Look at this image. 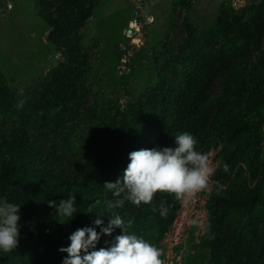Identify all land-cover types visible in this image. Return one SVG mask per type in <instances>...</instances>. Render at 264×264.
<instances>
[{
  "label": "rangeland",
  "instance_id": "1",
  "mask_svg": "<svg viewBox=\"0 0 264 264\" xmlns=\"http://www.w3.org/2000/svg\"><path fill=\"white\" fill-rule=\"evenodd\" d=\"M43 2L40 9L55 22L44 19L37 0H0V80L14 95L8 120L0 118V144L3 138L20 139V129L25 130L44 182L52 175L63 179L79 176L80 165L99 173L118 150L115 136L126 138L142 118L137 105L144 99V92L158 86V74L167 64L172 67L167 78L170 93L160 103L158 114L171 116L182 101L183 83L218 65L222 51L230 45L225 38L219 43L206 40L205 35L218 21L228 38L243 50L236 64L230 63L228 69L213 76L204 93L203 103L211 104V116L243 83L248 82V92L255 86L264 95V0ZM245 30L250 32L249 40L238 38L247 35ZM56 33L69 37L70 51L54 44ZM69 54L74 61L88 66L77 88V106L59 115L58 109H51L47 94L54 85L53 67L68 61ZM20 102L22 106H18ZM143 114L148 115L145 111ZM252 115L257 117L261 136L254 151H258L261 161L264 103ZM196 149L208 156L215 170L206 190L187 202L180 201L170 229L159 244L164 264H224L214 253L223 255L227 247L218 245L211 250L204 236L209 194L217 183L220 146L205 149L200 145ZM237 167L224 173V185ZM118 178L109 174L104 182ZM123 196H114V200ZM251 227L264 241V215ZM60 230L65 229L50 227L52 235ZM29 253L28 246L8 253L0 251V264H26Z\"/></svg>",
  "mask_w": 264,
  "mask_h": 264
},
{
  "label": "trees",
  "instance_id": "2",
  "mask_svg": "<svg viewBox=\"0 0 264 264\" xmlns=\"http://www.w3.org/2000/svg\"><path fill=\"white\" fill-rule=\"evenodd\" d=\"M39 11L45 20L55 22L40 9L43 0H37ZM83 4V3H82ZM240 35L250 39V32ZM206 40L219 43L222 38L230 42L224 48L218 65L211 66L203 75H197L183 83V96L179 107L171 116L160 117V103L170 93L167 78L172 67L167 64L158 74L160 83L151 91L144 92V99L137 105L142 118L137 121L126 138L115 136L117 152L107 164L100 167L99 173L79 166L80 174L72 179L50 176L47 182L37 170L39 160L33 154V146L27 142L25 130L20 129V139H2L0 144V200L20 205L18 246L30 248L26 264H62L67 253L59 251L70 243L69 235L80 227H96L93 221L100 215L104 226L108 220L119 215L125 223L133 220L130 234L151 242L159 248L171 226V218L180 201L166 192H157L151 204L135 206L125 200L123 207L109 209L106 201H115L111 191L106 190L104 180L109 174L121 177L129 163V153L145 148L174 147L175 136L188 132L196 140L198 148L218 147L219 163L215 171L217 183L209 194L208 214L205 224V245L211 250L218 245L227 247L223 255L214 253V257L224 264H264V241L257 238L251 224L264 215V160H259L254 149L261 141L257 117L253 111L260 109L264 95L255 86L248 92L247 83L238 87L229 102L221 103L212 114L211 104L203 103L204 93L215 74L228 69L230 63L236 64L238 54L243 50L240 44L228 38L223 32L220 21L206 35ZM204 36V37H205ZM205 40V39H204ZM205 40V41H206ZM225 41H223L222 44ZM54 44L71 50L69 37L56 33ZM227 44V43H226ZM87 64L76 62L69 54L68 61L59 62L52 70L53 88L47 94L51 109H58L59 115L71 111L78 104L77 88L83 78ZM14 100L12 90L0 80V118H9V106ZM148 113L144 115L143 112ZM241 163V164H240ZM256 168H253V165ZM228 170L237 165L233 176L224 185V166ZM260 176V179H257ZM75 195L76 213L64 223L48 201L67 199ZM168 209L166 217L160 214V205ZM156 209L153 211V209ZM63 227L64 231L52 235L50 227ZM37 231V234H33ZM120 228H114L111 235L101 234L96 248L112 244L115 236L121 234ZM162 258V257H161Z\"/></svg>",
  "mask_w": 264,
  "mask_h": 264
},
{
  "label": "clouds",
  "instance_id": "3",
  "mask_svg": "<svg viewBox=\"0 0 264 264\" xmlns=\"http://www.w3.org/2000/svg\"><path fill=\"white\" fill-rule=\"evenodd\" d=\"M20 102L18 106H22ZM196 138L182 132L175 136L174 147H153L134 150L129 153V163L123 174L115 182L105 181L106 190L115 197L123 198L106 201L109 209L123 207L125 200L135 206L151 204L157 192H166L174 196L177 201H189L201 191L209 187V178L214 173L207 155L196 149ZM227 171V165L224 166ZM55 209L64 223L76 213L75 195L70 194L67 199L47 202ZM156 209L154 208L153 211ZM169 209L160 205V214L166 217ZM20 205L0 200V251L11 252L18 246L20 237ZM100 215L93 221L96 227H80L73 231L68 239L67 247L59 251L67 253L62 264H164L162 250L151 242L130 234L133 220L127 223L116 215L108 220L104 226ZM193 223H196L193 221ZM114 228H120L121 234L115 236L109 247L96 245L101 234L111 235Z\"/></svg>",
  "mask_w": 264,
  "mask_h": 264
},
{
  "label": "bare ground",
  "instance_id": "4",
  "mask_svg": "<svg viewBox=\"0 0 264 264\" xmlns=\"http://www.w3.org/2000/svg\"><path fill=\"white\" fill-rule=\"evenodd\" d=\"M131 25L134 26L136 29H138L137 25L135 24V22L132 21Z\"/></svg>",
  "mask_w": 264,
  "mask_h": 264
},
{
  "label": "water",
  "instance_id": "5",
  "mask_svg": "<svg viewBox=\"0 0 264 264\" xmlns=\"http://www.w3.org/2000/svg\"><path fill=\"white\" fill-rule=\"evenodd\" d=\"M133 13H135V11H133ZM138 20V17H136V21Z\"/></svg>",
  "mask_w": 264,
  "mask_h": 264
}]
</instances>
